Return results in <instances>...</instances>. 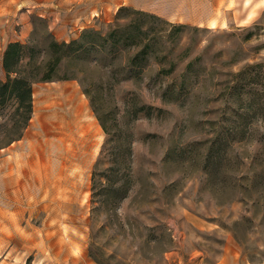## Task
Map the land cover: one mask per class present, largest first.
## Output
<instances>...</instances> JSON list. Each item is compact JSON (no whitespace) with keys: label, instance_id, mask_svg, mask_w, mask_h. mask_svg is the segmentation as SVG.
Instances as JSON below:
<instances>
[{"label":"rangeland","instance_id":"rangeland-1","mask_svg":"<svg viewBox=\"0 0 264 264\" xmlns=\"http://www.w3.org/2000/svg\"><path fill=\"white\" fill-rule=\"evenodd\" d=\"M123 7L142 12L119 0H0V81L11 43L40 63L52 37L105 35ZM146 14L158 58L142 81L104 84L108 126L132 139L133 185L117 206L93 204L109 134L79 79L33 84L21 139L17 105H0V264H264V14L216 29ZM90 72L106 81L110 69ZM56 109L67 121L54 130Z\"/></svg>","mask_w":264,"mask_h":264},{"label":"trees","instance_id":"trees-1","mask_svg":"<svg viewBox=\"0 0 264 264\" xmlns=\"http://www.w3.org/2000/svg\"><path fill=\"white\" fill-rule=\"evenodd\" d=\"M123 13H129L131 22L123 26ZM148 17L144 12H130L123 7L117 14V24L107 34L95 30L83 31L81 36L69 43H59L51 38L49 45L50 57L46 61H36L34 50L28 45L11 43L4 55L3 67L7 74L6 81H0V105L13 101L17 105L20 125L18 139L22 138L33 112V84L35 82L52 81L55 79H79L89 97L97 117L109 139L104 145V154L109 160L107 168L96 186L97 175H94L93 204L100 209H111L129 196L133 180L131 176V160L133 158L131 134L127 128L116 121L113 128L108 126L107 96L104 95V84L111 88L123 81L135 82L143 80V74L149 66L150 60L158 58V38H150V29H144L143 19ZM31 52L26 55L25 51ZM28 58L27 63L24 61ZM67 62L68 71L63 77L58 75L63 62ZM106 67L110 69L106 81L95 77L90 70ZM127 72L125 75L124 73ZM94 77V78H93ZM166 95L163 96V99ZM133 101H137L134 98ZM137 105V102H136ZM140 106L139 111L145 110Z\"/></svg>","mask_w":264,"mask_h":264},{"label":"crops","instance_id":"crops-1","mask_svg":"<svg viewBox=\"0 0 264 264\" xmlns=\"http://www.w3.org/2000/svg\"><path fill=\"white\" fill-rule=\"evenodd\" d=\"M122 6L154 14L173 24L210 29L212 21L217 23V28L231 24L247 26L264 14V0H119V7ZM66 121L55 117L51 124L57 130Z\"/></svg>","mask_w":264,"mask_h":264},{"label":"bare ground","instance_id":"bare-ground-1","mask_svg":"<svg viewBox=\"0 0 264 264\" xmlns=\"http://www.w3.org/2000/svg\"><path fill=\"white\" fill-rule=\"evenodd\" d=\"M210 25H211V27H212V29H216L217 28V23L215 22V21H212L211 23H210ZM71 101L70 100H67V103H70ZM59 109V108H58ZM80 109V106H77V107H73V110L77 113L78 112V110ZM65 110V109H64ZM65 112V111H64ZM63 112V113H64ZM63 113L61 112V110H55L54 112H53V114H52V117L54 118V117H59L60 119H62V117H63V120L65 119V116L63 115ZM65 114V113H64ZM49 116V115H48Z\"/></svg>","mask_w":264,"mask_h":264}]
</instances>
